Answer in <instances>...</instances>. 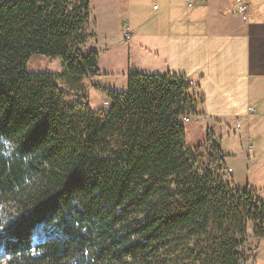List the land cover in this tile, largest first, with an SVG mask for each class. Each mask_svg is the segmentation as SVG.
I'll return each instance as SVG.
<instances>
[{
	"label": "trees",
	"instance_id": "16d2710c",
	"mask_svg": "<svg viewBox=\"0 0 264 264\" xmlns=\"http://www.w3.org/2000/svg\"><path fill=\"white\" fill-rule=\"evenodd\" d=\"M89 27V0H0V264L247 261L264 202L225 180L210 137L186 144L203 96L185 76L130 72L91 110ZM33 55L63 71H29Z\"/></svg>",
	"mask_w": 264,
	"mask_h": 264
},
{
	"label": "crops",
	"instance_id": "0c3cea01",
	"mask_svg": "<svg viewBox=\"0 0 264 264\" xmlns=\"http://www.w3.org/2000/svg\"><path fill=\"white\" fill-rule=\"evenodd\" d=\"M243 2L245 19L232 11L235 0H89L93 37L84 49L97 52L98 74L87 76L91 84L86 85L94 86L101 103L104 95L97 88L125 92L130 72L192 80L193 91L204 99L200 115L183 123L196 121L202 133L188 146L210 137L230 169L225 180L253 190L264 202V0ZM125 26L129 39L123 36ZM226 128L237 130L238 138L228 136V144H218L215 132ZM251 132L258 138L243 149L241 140L251 139ZM186 134L185 127V142ZM232 144L236 147L227 150ZM252 228L249 223L246 264L251 251L253 264H264V239L255 237Z\"/></svg>",
	"mask_w": 264,
	"mask_h": 264
},
{
	"label": "rangeland",
	"instance_id": "374dc122",
	"mask_svg": "<svg viewBox=\"0 0 264 264\" xmlns=\"http://www.w3.org/2000/svg\"><path fill=\"white\" fill-rule=\"evenodd\" d=\"M27 68L29 71H41V72H51V73H60L63 71L62 62H61L60 57H58V56H56V57H45V56H40V55H33L30 58L29 63L27 64ZM83 81H84L85 85H86V83L91 84V81L87 80L86 78ZM94 82H92V83H94ZM57 85L60 86L64 90L66 89V86L61 81H58ZM81 95H85L88 98V100L90 102V107L93 110H96L100 106H102L103 108H108V106L107 107L103 106L102 102L100 103V101H99L100 95L95 90L94 86L86 85L85 92ZM76 99H78L79 101H82L78 97H76ZM198 123L201 124L204 128L206 127V123H203V122H198ZM196 124H197L196 121L189 122V123L185 124L186 132H187V134H186V144L187 145H193L194 143H196L198 141V134L201 135V133H202L201 127H196ZM253 134H254V132L250 133L252 140L249 138L248 139L243 138L241 140L243 149H247V148L250 149V147H252V143H254L255 140L258 138ZM263 135H264V130L261 133V136H263ZM228 136H231V137L237 136V138H238V131L236 130L235 132H233L232 128H230V129L226 128L222 131L218 130L215 132V137H216V141L218 144H220L221 141L224 143V145L228 144V141H227ZM263 138H264V136H263ZM235 147H236V145H234V144L229 145V146H227V150H232ZM255 150H256V147L254 148L253 151H255ZM253 260H254V254L251 251V253H249V263L248 264H253Z\"/></svg>",
	"mask_w": 264,
	"mask_h": 264
},
{
	"label": "built area",
	"instance_id": "2783aa9c",
	"mask_svg": "<svg viewBox=\"0 0 264 264\" xmlns=\"http://www.w3.org/2000/svg\"><path fill=\"white\" fill-rule=\"evenodd\" d=\"M235 2H236V8L233 9L232 11L234 13H238L239 15L242 16L243 19H245L246 18V8H247L246 4L243 2V0H235ZM189 5H190V3H189ZM123 36L125 39L130 38V32H129V29L127 28V26L124 27ZM190 84L193 85L192 80H190ZM101 102H102L103 106H106V107L109 106V99L106 98L105 96ZM248 111L251 112L252 108H248ZM190 119H191V117H184L183 121L188 122ZM227 172H230L229 168L227 169ZM239 264H246V261H241Z\"/></svg>",
	"mask_w": 264,
	"mask_h": 264
}]
</instances>
